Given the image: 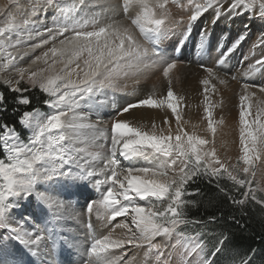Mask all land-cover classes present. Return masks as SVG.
<instances>
[{
	"label": "snow or ice",
	"instance_id": "snow-or-ice-1",
	"mask_svg": "<svg viewBox=\"0 0 264 264\" xmlns=\"http://www.w3.org/2000/svg\"><path fill=\"white\" fill-rule=\"evenodd\" d=\"M10 2L19 8L17 0ZM166 2L161 0L157 5L150 4L149 0H123L125 12L132 6L141 10L130 22L152 45L151 49L141 45L122 21H107L102 19L100 13H90L91 5L99 3V0H44L45 6L54 4L58 12L51 25L38 27L36 21H23V26L31 25L26 39H38L37 43L27 47H23L26 40L20 36L22 26L17 24L15 13H6L7 19L0 26V58L6 62L0 67L12 66L16 60L10 48L17 49V54L23 59L38 48L51 45L32 61L33 64L43 61L45 67L31 71L27 77V69L16 68L18 79L4 80L9 91L20 94L16 97L17 103L28 105L31 100L23 93L29 89L19 87L20 82L26 79L31 88H39L45 94L44 104L50 111L42 113L35 109L20 114L18 122L31 130L26 139L17 133L15 124H0V131L3 132L0 140L3 141V152L7 154L5 159L0 153V228H8L13 238L27 246L33 255L44 244L45 232L38 227L34 232L13 227L7 222L8 213L16 207L14 198L27 197L33 192L49 210L64 209L62 200L35 189L37 183L56 177L75 176L92 181L97 173L103 174L104 180H95L94 183L107 187L98 199L89 201L86 211L91 215L93 205H97V216L106 224L119 217L125 218V222L115 225V228L126 230L124 236L113 238V228L107 235L94 238L83 264H115L110 259L113 250H122L118 259L122 264H127L123 256L128 250L145 247V258L163 257L166 245L155 243L154 239L161 235L171 236L178 224L188 222L182 217L185 216V208L194 206L195 201L184 199L190 194L185 186L190 181L194 182V178L207 176L210 183L216 182L219 187L220 179L226 175L237 191L245 189L241 193L243 199L233 200V203L243 205L251 200L264 206V197L258 199L256 190H248L251 176L255 175L254 171L250 172L249 166L255 154L264 153V101L254 105L256 93L251 90L252 85L243 84L239 95V133L243 153L240 159L248 166L242 168L246 175L238 178L221 162L215 147H205L213 141L197 135L194 130L191 133L184 130L186 121L178 111L179 101L183 98L173 92L169 78L176 62L165 60L158 46L162 30L168 27L165 23L168 13L165 10L158 17L154 9L157 6L164 9ZM257 7L259 17L264 18V0H203L195 3L188 24L191 25L209 10L217 19L232 13L240 15V9L252 10ZM76 11L80 12L79 16L74 14ZM36 13V8H33L31 15ZM13 35L17 36L15 41L12 40ZM245 38L242 34L217 63L222 65ZM260 45L264 46V39L260 40ZM200 47H203V42ZM157 65L163 66V76L169 78L167 96L155 98L154 94H149L135 101L127 100L112 118L110 133L107 129L98 128L103 123L98 114L103 99L98 98L105 97L109 91L136 96L135 89L128 92L123 81L136 78V83H139V75ZM201 67L208 74L202 80L207 126L215 135L216 127L212 119L215 105L210 97L216 92L211 80L217 77L212 68ZM251 69H264V56L258 58ZM219 82L225 83L223 79ZM257 87L264 94V85ZM165 106L175 117L174 134L167 117L164 118L166 129L153 123L147 130L143 125L134 126L129 120L116 118L137 108L162 109ZM17 110L13 108V112ZM5 111V95L0 92V112ZM94 111L96 121L84 123ZM83 128L93 130L91 141L97 150L91 159L83 155L84 149L75 147L79 130ZM121 159L126 163L122 164ZM259 190L264 192V189ZM137 199L144 203H137ZM210 219L214 220L215 217ZM88 227H92L91 223ZM180 235L183 236V233ZM219 243L223 244V240ZM203 247L202 243L197 242L193 251L203 252ZM219 251L220 248L216 247L212 255ZM157 264L164 262L160 260ZM199 264H211V261L200 259ZM243 264H247V261Z\"/></svg>",
	"mask_w": 264,
	"mask_h": 264
},
{
	"label": "rangeland",
	"instance_id": "rangeland-1",
	"mask_svg": "<svg viewBox=\"0 0 264 264\" xmlns=\"http://www.w3.org/2000/svg\"><path fill=\"white\" fill-rule=\"evenodd\" d=\"M106 1L108 2L109 0H106ZM109 2H111V5H106L105 4L106 2L104 1L102 2L99 1V3H93L94 6L91 5L89 12L90 13H100L102 19L107 20V21L116 19V20L123 22L124 20H127V21H124L123 24L125 23L128 26H132L130 25L131 24L130 21L132 18H134L132 13H135V9L134 10L132 9V12L130 10L129 11L127 10L125 12L123 0H112V1L110 0ZM160 2L161 0H149L150 4L158 5ZM196 2H203V0H176V2H174V0H167V2L164 4V9H161L157 6L154 10L156 11L158 17L165 10L167 11L168 16L165 20L166 25H168V23L172 21H175L178 24L179 22L180 23L185 22V19L190 17V15L195 9ZM17 4L19 6L18 9L16 8L15 5H13L10 2V0H0V9H3V11H0V26H3L4 21L7 19L6 13L8 11H13L16 15L17 24H20L22 26L21 31H20V36L21 38H24L26 40V43L23 47H27L28 45L32 43H37L38 39H32V40L26 39L27 31L31 29V25L23 26V21L25 19L36 21L38 27H40V24L42 26L51 25L52 20L55 18V15L57 14L58 10L54 6V4L51 6L50 5L45 6L44 0H17ZM33 8H36L37 10L36 15L34 16L31 15ZM255 9L245 11L244 13L245 15L243 14L237 15L235 13H232V15H228V16L225 15V17L227 16V19L223 24L220 23V17L224 15H221L219 18L214 19L215 14L211 10L204 13L201 16L202 18L204 17V19L200 22L198 29L195 30L196 32L194 34L195 35L194 40L195 42L199 44L203 42V45H205L206 50L203 51L204 53L197 51V55L199 54V56H201L202 54L204 55L205 53L209 51H212V55H213V52L216 50V53L218 52L222 53L221 54V57H222L223 53L225 54L228 51V49L232 47L233 43L243 34L246 37L245 40L243 39L242 40L243 42L241 41L242 43H240L239 46L233 50L234 52L239 51L240 53H242L243 52L242 47L244 46V44L246 43V39H248L250 35L257 34L258 36L256 40H259V38H262V36H264V18H260L259 13L255 14L254 13ZM41 13L43 14L42 16L40 15ZM74 14L76 16H79L80 12L76 11ZM208 14H210L209 17H206ZM243 16L244 18H247V19H243ZM135 30L137 31V28H135L134 31ZM166 30L168 31V29ZM187 34L191 35L192 32H188ZM212 35L220 36L218 44L214 41L217 44V47H214L213 44L211 45L210 42L208 41V40L210 41L212 40L211 39L213 37ZM16 39H17V36L13 35L12 40L15 41ZM256 40L253 39V41H256ZM50 46L51 45H45L41 48H38L35 50V52H30L28 55L24 56L23 59H21L19 54H17V49L10 48L9 51H12L16 55V60L13 61L12 66H8L7 68L0 67V84L7 86L4 83L5 79L1 77L3 75L7 76L9 79H13V80L18 79V75L15 71L16 68L27 69L28 70V72L26 73V77H27V74H29L31 71L38 70L41 67H45L43 61H37L36 64H33L32 61L35 59V57L41 56L45 51L48 50ZM193 46L195 50L191 49L192 46L188 48L189 50H188L187 60L197 50L198 46L195 47V43ZM233 51L231 52L232 54L234 53ZM5 62H6L5 59L0 58V64H4ZM202 63H201L202 65L210 67L208 62L204 61ZM217 65H220V64L217 63ZM19 87L28 88L29 90L32 89L31 86L26 83V79L20 82ZM0 92L2 91L0 90ZM108 93L109 95L111 94L110 95L111 97L108 96L107 98L109 99V107L113 109L112 110L113 113L112 115L107 117L108 120H107V124L105 125L106 126L105 129H107L110 133L112 118L115 116L117 109L121 107L125 101L127 100L135 101V99L134 98H130V99L122 98L123 99L122 101V99L120 98V96H118V94H113L110 91ZM120 94L123 95L124 93H120ZM36 109H39L42 113H47L50 111V109L46 105L45 107H40ZM179 109L180 108L178 107V110ZM127 114L129 113H125L123 114L124 116L121 115L116 118L120 120H129L132 123V120L128 118ZM104 117H106V114L103 116V118ZM94 118L95 117H93V120ZM16 131L22 139H26L31 130L25 126H22L21 130H18L16 128ZM2 135H3V132H2ZM91 136H92L91 134H86L85 136L84 134H82L80 136L81 138L79 137L80 142L76 140L75 147L80 148V149H85L83 148L85 147L84 142L85 141H87V143L91 142ZM2 146H3V141H2ZM96 150L97 149L94 150V153ZM87 152H88L87 150H84L83 155L86 158L91 159V156L94 153L88 154ZM6 155L7 154L5 152V159H6ZM240 158L241 157H237L236 159L233 160V158L230 157L229 160H227L225 164L228 166L229 171L233 172V175H237L238 178H243L246 174L242 172V168L248 165H244L243 160H241ZM121 163L124 164L126 162L123 159H121ZM249 167H250V172L254 171L255 175L251 176L250 189L248 190L249 191L256 190V196L258 199L261 197H264V192L259 190V189H264V174L261 173L262 172L261 167L259 163L256 161L252 162V165ZM259 172L261 173V175ZM104 178L105 177L103 174L97 173L96 175L93 176L92 181L80 179L75 176H68V177H56L52 180L44 181L45 184H43L42 182L37 183L35 185V189L37 192H44L46 190H49L47 193H51L54 197L64 202L65 207L64 209H60L61 214H60V211H58L59 213L55 212L57 211L55 208H53L55 211L51 209L53 212L49 210L44 205V203L41 202L37 198L35 192H33V194L28 195L29 200H30L29 207H27L26 209H23L22 210L23 212L17 215H11L10 213L14 211V208H18L19 202L21 201V197L23 196L14 198L13 202L16 204V207L12 208V210H10V212L8 213V220L10 216L17 220V221L15 220L16 223L15 225H13V227H22L29 232H34L36 228L38 227V229L41 232H45L46 234V237H45L46 247L44 248L46 257H45V260L43 261L40 260L42 263L44 262V264H83L87 249L90 247V244L93 242L94 238L101 236V235H107L110 231H112L113 228H115L116 224L125 222V218L119 217L115 221H111L110 223L106 224L103 219H100L97 216V212H96L97 205H93V212L91 213V215H89V213L86 211V207L89 201L98 199L99 195L107 187V185L105 184L96 186L94 181L104 180ZM53 182H57V184L59 183L58 185H59L60 191L55 190V188H53L52 186ZM46 183H49V185ZM82 191L90 192L89 197L87 199H82V200L80 199L81 195H83L81 193ZM184 199L188 200V197L186 196L184 197ZM79 202H84V203H79ZM137 203L142 204L144 203V201L137 199ZM73 211L76 214H74ZM68 214H70L71 217H69ZM57 215L60 216V219H57ZM74 215L75 216L77 215L76 221L72 219ZM29 217L31 219H28ZM70 218L73 220V222ZM182 219L185 220V218L183 217ZM56 223L58 224L59 227H61V229L60 228L57 229ZM89 223H91L92 225L91 228L88 227ZM186 225H187V222L178 224L175 231L171 234V236H167L168 238L162 235V236H159V238L156 237L154 239L155 243H161V244L166 245L163 257L148 256L147 258H145L144 252L147 251L145 247L141 249L128 250L126 255L123 256V261L125 262L128 260H133L134 262L133 264H157V262L160 260H162L164 264H177V263L178 264H189V262H191V264H195V263L199 264L200 259H207L211 261V264H243V262L246 260L243 256L238 257L237 251L234 250L233 248H228V247L225 248L224 242L223 244L219 243V245H217L218 242L213 243L203 233L197 232L194 230L192 231L191 228L187 227ZM67 230L72 231L77 236V244L75 243V246L73 248L71 247L70 243L67 242L68 239L65 238L67 236L66 235ZM118 230L121 231V233ZM125 232H126L125 229L115 228V230L112 231L113 238L124 236ZM180 233H183V236H181ZM197 234H198V240H197ZM11 242L14 245V246L12 245L14 248L17 247V248H20V250L15 254L16 258H14V260H12V258L9 259L10 261H8V264H35L34 258L29 257L28 253L26 254L27 252L26 250L24 249L22 250L23 244H21L19 241L13 238V234L9 231V229L0 228V246H1L0 249H2L1 251H3V249H6L5 247H8L9 243L11 244ZM197 242L202 243V245L204 246L203 252H200L199 250L193 251V246ZM216 247H219L220 251L216 252L215 255L213 256L212 253L215 251ZM21 251L22 253H20ZM121 251L113 250L112 253L110 254V259L115 261V264L121 263V261L118 259V257L121 254ZM133 251L135 252L136 256L133 254L134 253ZM66 255H69V256L66 257ZM141 256L143 257L141 258ZM0 264H3V263H0ZM247 264H263V263H261L260 261H257L254 263V258H252L251 260L249 258L247 260Z\"/></svg>",
	"mask_w": 264,
	"mask_h": 264
},
{
	"label": "bare ground",
	"instance_id": "bare-ground-1",
	"mask_svg": "<svg viewBox=\"0 0 264 264\" xmlns=\"http://www.w3.org/2000/svg\"><path fill=\"white\" fill-rule=\"evenodd\" d=\"M99 1L100 2L104 1V2H106L105 3L106 5H111V2H109L110 0L108 2L106 0H99ZM132 9L133 10L135 9V13H132V15L135 18V16L139 13L140 10L138 8H136V6H132V7L128 8V11L130 10L132 12ZM247 10L248 9H240L238 11H240L241 14L245 15L244 13ZM137 11H138V13H137ZM42 13H43V11H42ZM42 13L40 14L41 16L43 15ZM254 13L255 14L259 13L258 7L255 9ZM209 15L210 14H208L206 17H209ZM230 15H232V14H230ZM227 16L226 17H225V15L221 16L220 17V23L223 24L226 21ZM201 18L202 17H200L197 21H195L191 25L188 24L189 18L185 19V22H183V23L179 22L177 24L175 21L168 23V25H167L168 27L166 28V29H168V31L166 29H163V31L160 35V39L158 41V46H159V48L161 50V54L165 60L176 62V67L170 73L169 78L171 79V88H172L173 92L178 97L183 98L181 101H179V108H180L179 110H180V113L182 115L183 121H186V123H184V130L188 131L189 133H191L194 130L197 135L202 136V137H204L210 141H213L212 144L205 146V147H215L216 152H217V156L220 158L221 162L226 163V161L229 160L230 157H232L234 160L237 157H241L243 155V153L241 151V146H240V133H239V127H240V125H239V95L241 93V89H242L243 84L248 83V84L252 85L251 90L256 93V96L253 97V104L254 105L258 101H264V94H261L259 91V88L257 87L258 85H264V69H259L256 71H253L251 69V66L253 64H255V61L258 58H260L261 56H264V46L260 45V40L264 39V36H262V38H259V40H256V38L258 36L257 34L256 35H250L248 37V39H246V43L242 47L243 48L242 53H240L239 51H237V52L233 51L234 53L229 54L222 65H217V61L221 58V54H222L221 52L216 53V50H215L213 52V55H212V51H209V52L205 53L204 55L202 54L204 57L202 55H201L202 57L199 56V54L197 55V51L203 52L206 50L205 45H203V47L201 48L199 46L201 44L195 42V40H194V37H195L194 34L196 32L195 30L198 29V26H199L200 22L204 19V17L202 19ZM243 19H247V18H244V16H243ZM124 21H127V20H124ZM124 25L126 27H128L133 32V34L136 36V39L139 41V43L141 45H143L144 47L149 48V49L152 48V45L147 40H145L143 34H141L139 32L138 28H137V31L136 30L134 31L135 28H133V26H128L125 23H124ZM40 27H43V26L40 24ZM249 28H251V27H249ZM237 30H239V29H237ZM188 32H192V34L191 35L187 34ZM212 36H213L211 38L212 40L211 41L208 40V41L210 42L211 45L213 44L214 47H217V44L219 43V37L220 36L219 35H212ZM188 37H190V38H188ZM253 39L256 41H253ZM194 43H195V47L198 46L197 50L189 58L190 60L189 59L187 60L188 50H189L188 48L190 46H192L191 49L195 50V48H193ZM192 52H193V50H192ZM189 53H191V52H189ZM223 55H224V53H223ZM199 57H201V58H199ZM204 61L209 63V65H210L209 68L213 69V71L217 77L216 79L211 80V83L214 84L216 87V92L213 93L210 97L212 103L215 105V107H213V109H212V112H213L212 119L214 122V127H216L215 135H213V133L208 129V126H207L208 121H207L206 114L204 111L205 102H204L202 80L208 77L207 72L204 70L203 67H201V65L203 64L202 62H204ZM1 77H3L4 79H9L7 76H4V75ZM169 78H165L163 76V66L157 65L154 68H150V69L144 71V73L142 75H139V83H136V78H129V79L123 81V83L127 85V91L128 92H131V91H133V89H135V91L137 93L136 96L130 97V96L126 95L125 92H117L115 94H118V96H120L121 99L122 98L123 99L134 98L136 100V98L137 99L138 98H144L149 94H154L155 98H164L167 96V91L169 88ZM220 79H223L225 81V83H220L219 82ZM120 93H124V94L121 95ZM110 95H109V93H107L106 97L98 98V99H103V104L101 106H99V108H98V114H99V117L101 118V120L103 121V123H102V125L100 124L98 126V128H104L105 129V127H106L105 125L107 124V120H108L107 117H109L113 113L112 112L113 109H111L109 107V99L107 98ZM123 99H122V101H123ZM221 101H222V103H221ZM105 114H106V117L103 118V116ZM127 115H128V118H130L132 120V123L134 126L143 125L146 130L150 129L153 123H155L159 127L166 129L167 125L164 123V118L167 117V119L172 124L173 134L175 133V117L171 113V110L167 109L166 106L162 109H151V108H146V107L137 108V109L132 110ZM93 117H95L94 120H93ZM96 119H97V116H96V112L94 111L93 114L91 115L90 119L84 121V123H86V124L92 123V122H95ZM82 134H84V136L86 134L93 135V130L90 128L80 129L79 133H78V137H80ZM77 140L80 142L79 138ZM84 143H85V145H84L85 147H83V148H85L84 150H87L88 154H93L94 150L96 149L95 144H93L92 141L88 142V143H87V141H85ZM255 161L259 163V165L261 167V171H262L261 173L264 174V153L258 152L257 154H255L252 162H255ZM261 173H260V175H261ZM42 183L45 184L44 181H42ZM46 184L49 185V183H46ZM58 184H57V182H53L52 186H53V188H55V190H59ZM65 189H67V188H65ZM84 190H85V188H84ZM48 191L49 190H46L44 192H48ZM89 191H87V192L82 191L81 193L83 195H81L80 199L81 200L87 199L89 197V193H90ZM79 203H84V202H79ZM29 204H30V200H29L28 196L27 197H24V196L21 197V201L19 202L18 208H14V211H12L10 214L11 215H17V214L23 212L22 210L29 207ZM55 212H58V211H55ZM73 213H74V211H73ZM60 214H61V211H60ZM74 214H76V213H74ZM68 216L71 217L70 214H68ZM76 217H77V215L76 216L74 215V217H72V219L76 221ZM70 219H69V221H70ZM15 220L16 219H14L10 216L8 223L13 226V225H15V223L17 221V220L15 221ZM73 220H72V222H73ZM56 225H57V229L58 228L61 229V227H59L57 223H56ZM64 225H66V224H64ZM119 232L121 233V231H119ZM66 235L67 236L65 238L68 239L67 242H69L71 247L73 248L75 246V243L77 244V236L72 231H68V230H67ZM157 238H159V237H157ZM12 245L13 244L11 242V244L9 243V246L5 247L6 249H3V251H1L2 249H0V254H1L0 263L8 264V261H10L9 260L10 258H12V260H14V258H16L15 254L20 250V248H17V247L14 248L13 247L14 245L13 246ZM67 246H69V245H67ZM45 247L46 246H45V242H44L40 251H38L36 255H33L32 252L28 249V247L25 246L24 244L22 246V250L23 249L26 250L27 251L26 254L28 253L29 257L34 258L35 264H44V262L42 263L41 261L45 260V257H46L45 250H44ZM119 251H121V250H119ZM20 253H22V251ZM133 254L135 255V252ZM67 256H69V255H66V257ZM142 257L143 256H141V258ZM66 260H67V258H66ZM139 261H140V259H139ZM125 262H127V264H133L134 263L133 260H128ZM120 264H122V262Z\"/></svg>",
	"mask_w": 264,
	"mask_h": 264
},
{
	"label": "trees",
	"instance_id": "trees-1",
	"mask_svg": "<svg viewBox=\"0 0 264 264\" xmlns=\"http://www.w3.org/2000/svg\"><path fill=\"white\" fill-rule=\"evenodd\" d=\"M0 90L5 95L7 106V111L0 112L1 124H15L21 130L18 118L22 112L45 107L46 96L38 88L23 93L31 100L28 105L18 104L16 97L20 94L9 91L8 86L0 84ZM13 108L18 110L13 112ZM0 153L5 158L2 140ZM186 190L190 192L188 200L195 201L194 206L185 208L183 218L188 221L187 227L203 233L213 243L223 240L225 248H233L237 251V256H243L245 261L254 258V263L260 261L264 264V206L251 200L243 205L233 203V200L243 199L241 193L245 189L237 191L227 176L220 179L219 187L216 182L210 183L207 176L194 178V182L190 181L186 185ZM211 217L215 219L212 220Z\"/></svg>",
	"mask_w": 264,
	"mask_h": 264
}]
</instances>
